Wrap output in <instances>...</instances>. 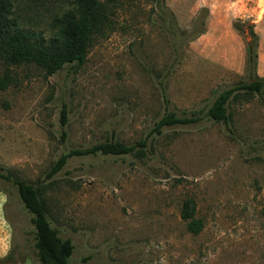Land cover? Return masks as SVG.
<instances>
[{
  "label": "rangeland",
  "instance_id": "1",
  "mask_svg": "<svg viewBox=\"0 0 264 264\" xmlns=\"http://www.w3.org/2000/svg\"><path fill=\"white\" fill-rule=\"evenodd\" d=\"M166 2L185 28L201 6L209 8V33L189 44L166 84L170 109L201 119L152 131L164 107L147 65L164 72L173 50L163 29L144 20L140 35L117 31L94 41L75 70L47 75L35 65L0 64V168L45 187L51 224L74 246L70 264H264V93L238 94L230 125L205 115L223 89L245 79L237 17L254 23L257 73L264 71V0ZM67 4L18 0L13 8L22 26L49 37ZM217 13L226 26L217 34L222 45ZM109 138H146L147 156H74L48 177L69 149ZM188 197L204 223L198 233L180 216ZM33 231L17 187L0 179V257L13 247L18 264H39Z\"/></svg>",
  "mask_w": 264,
  "mask_h": 264
},
{
  "label": "trees",
  "instance_id": "2",
  "mask_svg": "<svg viewBox=\"0 0 264 264\" xmlns=\"http://www.w3.org/2000/svg\"><path fill=\"white\" fill-rule=\"evenodd\" d=\"M17 2L18 0H0L1 65L7 68L12 65H35L47 75L54 74L65 66L75 70L86 62L89 48L94 41L108 38L111 33L117 31L133 36L140 35L144 32L142 22L154 21L170 40L173 59L165 65L164 72L154 71L153 66L147 65L149 73H155L156 85L164 107L152 131L160 134L164 128L193 124L201 119L196 111L178 114L174 109H170L166 84L175 67L182 65L185 49L207 31L208 6H201L192 17L189 27L185 28L179 25L174 10L166 0H68L67 7L51 21L53 34L43 37L20 24L13 8ZM232 26L240 33L245 45V79L235 86L223 89L205 111L206 117L226 125L232 123L230 105L238 94L261 96L264 93V76L257 73L259 37L254 23L237 17L232 21ZM140 57L146 60L143 54ZM4 79L5 76L0 79L2 87L5 86ZM60 122L64 138L63 127L68 123L65 109L61 111ZM99 154H131L143 159L147 156V139L141 138L126 144L109 138L86 147L71 148L54 162L47 175L50 177L57 173L69 158ZM0 179L17 187L24 208L31 214L34 228L33 248L38 263L70 264L74 246L71 239L62 238L58 229L51 224L45 187L40 183H29L1 168ZM195 209V201L190 197L184 199L180 209V216L187 221V229L192 233H198L204 226L203 220L194 216ZM17 253V250L10 247L8 253L0 257V264H18Z\"/></svg>",
  "mask_w": 264,
  "mask_h": 264
},
{
  "label": "crops",
  "instance_id": "3",
  "mask_svg": "<svg viewBox=\"0 0 264 264\" xmlns=\"http://www.w3.org/2000/svg\"><path fill=\"white\" fill-rule=\"evenodd\" d=\"M216 18H217V22L214 24V26H215V32H216V37L221 41V43L219 45H222L223 42H224V38H223L222 35L220 37L218 35L224 33V31L226 29V26H224V15L217 13V17ZM207 23L209 24L208 19H207ZM209 31H210V27H209V30L206 33H209ZM206 33H204L202 36H205ZM207 39L210 40L209 38H207ZM260 50H261V44L259 45V49H258V51H259V58H260V55H261L260 54ZM243 57H244V55H243ZM243 66H244V64L241 65V66H239V67H237V68H235V69L236 70H239L241 72V71H243ZM259 66H261V58L259 60ZM259 66H258V68H259ZM258 74L260 76H264V71L262 73H260L258 71Z\"/></svg>",
  "mask_w": 264,
  "mask_h": 264
}]
</instances>
